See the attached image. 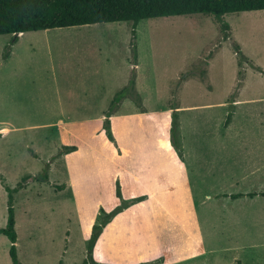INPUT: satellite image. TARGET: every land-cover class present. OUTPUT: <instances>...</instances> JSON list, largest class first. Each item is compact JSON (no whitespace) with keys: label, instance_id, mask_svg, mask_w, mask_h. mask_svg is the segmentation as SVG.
<instances>
[{"label":"rangeland","instance_id":"obj_1","mask_svg":"<svg viewBox=\"0 0 264 264\" xmlns=\"http://www.w3.org/2000/svg\"><path fill=\"white\" fill-rule=\"evenodd\" d=\"M222 20L228 24L224 30L212 15L195 13L142 19L134 34L131 21L23 32L17 45L29 48L32 44L39 52L35 63L40 68L51 64L59 77L58 85L41 80L34 90L20 88L17 78L1 74L0 59V131L12 128L0 133V227L6 224L8 207L2 184L14 188L21 183L13 193V209L15 245L22 264H79L87 257L90 236L85 237V226L91 224L92 216L87 217L88 208L82 210L88 207L87 199L71 196L70 172L58 151L68 145L62 141L98 143L104 118L101 122L95 117L89 122L83 119L82 126L69 127L65 115L75 117L85 109L81 103L91 105L104 97L109 106L111 96L129 82L134 62V90L143 92L149 108L173 106L178 99L187 103L196 97L232 99V106L227 103L228 118L233 115L227 136L234 164L244 159L249 168L257 166L258 175L249 174L244 186L264 190V73L251 65L264 71V9L226 13ZM12 41V34L0 35V58ZM86 64L103 68V86L65 85L58 72ZM125 94L136 105L142 104L131 88ZM24 95L37 98L39 117H23ZM58 112L63 114L57 116ZM23 123L35 127L22 129ZM44 170L46 181L23 179ZM202 224L206 240L218 242V250L208 254L204 264H264V196L249 198L243 209L234 208L227 219L217 214L213 231L204 217ZM9 246L8 238L0 233V264H12ZM91 255L96 261L95 243ZM193 261L182 264H197Z\"/></svg>","mask_w":264,"mask_h":264},{"label":"crops","instance_id":"obj_2","mask_svg":"<svg viewBox=\"0 0 264 264\" xmlns=\"http://www.w3.org/2000/svg\"><path fill=\"white\" fill-rule=\"evenodd\" d=\"M23 34H12L13 41L0 58L1 74L17 78L16 85L20 88L34 90L41 80L58 85L59 77L51 64L40 68L35 63L38 49L32 44L29 48L17 45ZM131 66L134 72L131 71L128 81H133L131 89L140 95L142 104L136 105L127 94L117 102L109 116L112 139L101 128L98 143L89 139L87 144L62 141V144L76 146L75 150L62 154V159L70 172L71 196L87 199L88 207L84 205L82 210L85 212L88 208L87 217L92 216V222L85 226V237L90 236L100 208L108 212L121 203L116 195L118 183L122 199H140L115 214L98 234L95 242L98 263L182 264L195 260L197 264H204L208 254L218 250V242L206 240L202 217L213 231L212 221L217 214L227 219L234 208L243 209L249 198L263 196L260 193L264 190L244 186L249 174L258 175V167L249 168L244 159L234 164L232 144L227 136L233 121V115L228 118L231 111L227 103L232 106V99L226 95L218 101L196 97L187 103L178 99L173 106L149 108L144 105L143 92L134 90L137 64L134 62ZM73 67L58 72L66 80L65 85L103 86L100 85L105 76L103 68L87 64ZM40 69L44 70L43 74ZM10 82L14 84L8 80ZM24 96L27 105L23 117H39L40 111L35 107L37 98ZM105 101L104 97L91 105L81 103L85 109H81L80 114L65 115L69 118L68 126H82L83 119L89 122L91 117L101 122L109 108ZM132 103L136 106L125 108ZM218 107L220 114L216 112ZM172 113L176 115L179 151L170 138ZM62 114L58 112L57 116ZM19 127L29 129L35 125L23 123ZM11 129L4 127L0 133L4 135Z\"/></svg>","mask_w":264,"mask_h":264},{"label":"trees","instance_id":"obj_3","mask_svg":"<svg viewBox=\"0 0 264 264\" xmlns=\"http://www.w3.org/2000/svg\"><path fill=\"white\" fill-rule=\"evenodd\" d=\"M261 9H264V0H0V34L113 21H131V31L134 34L137 23L142 19L195 13L212 15L220 28L224 30L228 27V24L222 20L226 13ZM251 65L254 69L264 73L258 65L252 62ZM132 86L133 81L130 80L127 86L116 92L105 112L102 126L109 139H112L109 122L111 110L123 97L125 90ZM176 127V115L172 113L170 138L174 147L179 151ZM75 149V145H62L58 154H65ZM30 178L43 182L47 180V173L44 170L35 175H27L23 179ZM2 185L7 192L8 207L7 221L4 227H0V233L5 235L10 242L9 256L12 264H22L18 259L15 245L17 233L13 193L23 185L18 183L14 188ZM260 194L264 196V192ZM116 195L121 198V203L108 212L100 208L95 223L92 225L91 235L87 240V257L79 264H100L91 255L98 234L115 214L140 199H122L118 183L116 184Z\"/></svg>","mask_w":264,"mask_h":264}]
</instances>
